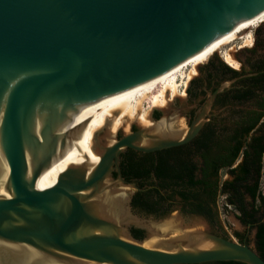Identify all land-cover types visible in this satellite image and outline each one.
Segmentation results:
<instances>
[{
    "label": "water",
    "instance_id": "water-1",
    "mask_svg": "<svg viewBox=\"0 0 264 264\" xmlns=\"http://www.w3.org/2000/svg\"><path fill=\"white\" fill-rule=\"evenodd\" d=\"M264 0H0V264H264L229 240L217 170L264 114ZM234 30V31H232ZM229 33L185 94H133Z\"/></svg>",
    "mask_w": 264,
    "mask_h": 264
},
{
    "label": "flooded vegetation",
    "instance_id": "flooded-vegetation-1",
    "mask_svg": "<svg viewBox=\"0 0 264 264\" xmlns=\"http://www.w3.org/2000/svg\"><path fill=\"white\" fill-rule=\"evenodd\" d=\"M256 28L253 30L247 29L242 34L247 35V33H250L252 36V43L248 45L244 44L242 46H238L236 49H233V47L230 48V51H232L231 56L238 64V67L235 68V66L231 64L229 65L222 58V61L226 65H228V67L234 72L243 71V65L239 60H237L235 55L237 51L243 48L251 49L253 47ZM193 73V76L186 82H184L183 84L182 82L179 83L176 94L168 91V100H171L174 95L185 94L188 82L197 75L195 67ZM136 115H139V113ZM217 174V183L219 182V189H217L216 193V206L218 210V216V199L219 197H222L225 208L234 212L235 221L238 225V227H235L234 224V228H231L230 231H228L223 226L228 233L229 240H232L238 244L248 245L257 254L263 255L262 258H264V249L259 252L257 251L256 247L257 234L259 232L264 233V231L260 228L261 225L264 226V202L260 198H264V193L260 188L261 181L264 178V114L260 117L256 125L247 133V139L240 148L235 159L230 164L220 166L217 170ZM256 174H258L259 176L258 186L256 190V200L254 201L251 195L252 189L250 188L255 186ZM225 182L228 183L227 192H222L223 184ZM240 206H245L243 211L239 210L238 207ZM240 217L247 221V223L243 224ZM251 241L254 242L253 246H251ZM202 264L219 263L206 262Z\"/></svg>",
    "mask_w": 264,
    "mask_h": 264
},
{
    "label": "bare ground",
    "instance_id": "bare-ground-1",
    "mask_svg": "<svg viewBox=\"0 0 264 264\" xmlns=\"http://www.w3.org/2000/svg\"><path fill=\"white\" fill-rule=\"evenodd\" d=\"M264 20V12L260 14L259 16L250 19L239 26H237L234 30L243 27L247 24H250L247 29H253L258 26L262 21ZM232 30V31H234ZM223 35L213 43H211L209 46L205 47L198 53L194 54L187 60L183 61L179 65L175 66L171 70L167 71L166 73L160 75L159 77H156L155 79H152L145 84H143L141 87L136 89V91L133 94L132 98V104H131V111L132 114L136 115L139 113V115H144L148 112V109L151 108L159 99L160 97L168 90L171 91L173 94H176L177 88L179 86L178 79L182 77H186L187 80L193 76V70L195 63L212 47H214L218 42H220L224 37H226L229 33ZM245 32V31H244ZM243 33L236 35L222 43H220L216 49L220 48V52L222 53V58L228 62L229 64L238 67V64L234 61V59L231 57V54L229 51L224 50V48L234 39L237 37L243 38L246 36L244 44L248 45L252 43V36L250 33H247V35H242ZM243 44V45H244ZM215 49V52H216ZM187 67H190L191 71L185 75V70ZM195 72V71H194ZM150 110V109H149Z\"/></svg>",
    "mask_w": 264,
    "mask_h": 264
},
{
    "label": "rangeland",
    "instance_id": "rangeland-1",
    "mask_svg": "<svg viewBox=\"0 0 264 264\" xmlns=\"http://www.w3.org/2000/svg\"><path fill=\"white\" fill-rule=\"evenodd\" d=\"M255 29V28H253ZM252 29V30H253ZM245 37L243 38H240V37H237L236 39H234L233 41H231L225 48L224 50H227L229 51V53L231 54L232 51H230V48L233 47V49H236L238 46H242L244 44V41H245ZM216 54L222 59V53L220 52V48L219 50L216 51ZM232 57V56H231ZM225 61V60H224ZM226 62V61H225ZM228 63V62H226ZM229 64V63H228ZM230 65V64H229ZM194 70V69H192ZM191 71L190 67H187L186 70H185V75H187V73ZM187 81V78H180L178 79V82L182 84L184 82ZM178 83V84H179ZM261 191L264 193V178L262 179L261 181ZM218 207H219V219L222 223V225L228 230L230 231L231 228H234V224H235V227H238L236 221H235V214L232 210H229V209H226L225 206H224V201H223V198L222 197H219L218 199ZM254 245V242L251 241V246Z\"/></svg>",
    "mask_w": 264,
    "mask_h": 264
},
{
    "label": "trees",
    "instance_id": "trees-1",
    "mask_svg": "<svg viewBox=\"0 0 264 264\" xmlns=\"http://www.w3.org/2000/svg\"><path fill=\"white\" fill-rule=\"evenodd\" d=\"M258 26H259V24H258ZM249 28H251V27H249ZM217 50H219L218 48L216 49V51ZM217 56V55H216ZM217 58L226 66V67H228V65H226L223 61H222V59H220L218 56H217ZM229 68V67H228ZM230 69V68H229ZM258 174H256V183H255V186L254 187H251L250 189H252L251 190V195H252V198H253V200L255 201L256 200V190H257V186H258ZM227 187H228V183L227 182H225L224 184H223V188H222V192H227ZM217 189H219V182L217 183ZM261 198V200L264 202V198L263 197H260ZM239 208V210H241V211H243L244 210V208H245V206H240V207H238ZM241 218V217H240ZM241 221L243 222V224H246L247 223V221H245L243 218H241ZM263 231H264V226L263 225H261V227H260ZM256 247H257V251H261L262 249H264V233H261V232H259L258 234H257V239H256ZM259 255V254H258ZM261 258H262V256L263 255H259ZM263 260H264V258H262ZM219 264H244V263H241V262H236V261H228V262H218Z\"/></svg>",
    "mask_w": 264,
    "mask_h": 264
}]
</instances>
